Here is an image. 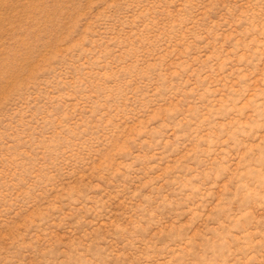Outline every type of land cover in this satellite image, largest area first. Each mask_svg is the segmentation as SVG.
I'll list each match as a JSON object with an SVG mask.
<instances>
[{"label": "rangeland", "instance_id": "1", "mask_svg": "<svg viewBox=\"0 0 264 264\" xmlns=\"http://www.w3.org/2000/svg\"><path fill=\"white\" fill-rule=\"evenodd\" d=\"M0 264H264V0H0Z\"/></svg>", "mask_w": 264, "mask_h": 264}]
</instances>
